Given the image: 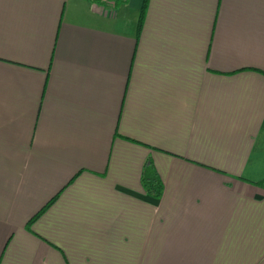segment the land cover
<instances>
[{"label":"crops","instance_id":"0c3cea01","mask_svg":"<svg viewBox=\"0 0 264 264\" xmlns=\"http://www.w3.org/2000/svg\"><path fill=\"white\" fill-rule=\"evenodd\" d=\"M117 1L0 0V264H264V0Z\"/></svg>","mask_w":264,"mask_h":264},{"label":"trees","instance_id":"16d2710c","mask_svg":"<svg viewBox=\"0 0 264 264\" xmlns=\"http://www.w3.org/2000/svg\"><path fill=\"white\" fill-rule=\"evenodd\" d=\"M92 1H94V0H92ZM114 3H115V5H117L118 1L114 0ZM147 3H148V0H144L142 8H141L140 13H139V19H138V24H137L138 32H139V29L141 28L142 22L144 20L145 14H146ZM257 184L264 188V178ZM162 186L163 185H162L161 180L155 174L151 177L144 175L143 180H142V187H143V191L145 193H147L148 195H151L154 198H160L162 190H163ZM52 200L49 201V203L46 205V207L52 203ZM36 217H37V214L31 220L33 221Z\"/></svg>","mask_w":264,"mask_h":264},{"label":"built area","instance_id":"2783aa9c","mask_svg":"<svg viewBox=\"0 0 264 264\" xmlns=\"http://www.w3.org/2000/svg\"><path fill=\"white\" fill-rule=\"evenodd\" d=\"M94 2L101 5L104 9L107 10L106 14L108 15L110 12V9L114 6V2L112 0H94Z\"/></svg>","mask_w":264,"mask_h":264},{"label":"rangeland","instance_id":"374dc122","mask_svg":"<svg viewBox=\"0 0 264 264\" xmlns=\"http://www.w3.org/2000/svg\"><path fill=\"white\" fill-rule=\"evenodd\" d=\"M94 5H96V2H95ZM94 5L92 6V4H91V7H92V9H93L94 11H98V13H99L100 15H102V16H106V15H107V14H106L107 10L104 9L101 5L96 6V9H95Z\"/></svg>","mask_w":264,"mask_h":264}]
</instances>
